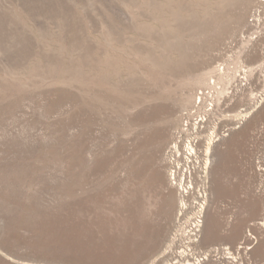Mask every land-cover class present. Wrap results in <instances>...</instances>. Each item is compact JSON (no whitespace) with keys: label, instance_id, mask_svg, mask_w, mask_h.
Here are the masks:
<instances>
[{"label":"rangeland","instance_id":"1","mask_svg":"<svg viewBox=\"0 0 264 264\" xmlns=\"http://www.w3.org/2000/svg\"><path fill=\"white\" fill-rule=\"evenodd\" d=\"M199 255L264 264V0H0V264Z\"/></svg>","mask_w":264,"mask_h":264},{"label":"built area","instance_id":"2","mask_svg":"<svg viewBox=\"0 0 264 264\" xmlns=\"http://www.w3.org/2000/svg\"><path fill=\"white\" fill-rule=\"evenodd\" d=\"M206 256H202V255H199V256H194V258H192V261L189 262L190 264H201L203 262L204 259ZM194 262V263H193Z\"/></svg>","mask_w":264,"mask_h":264},{"label":"bare ground","instance_id":"3","mask_svg":"<svg viewBox=\"0 0 264 264\" xmlns=\"http://www.w3.org/2000/svg\"><path fill=\"white\" fill-rule=\"evenodd\" d=\"M143 251V248H142V250H140V252H142ZM190 264V263H189Z\"/></svg>","mask_w":264,"mask_h":264}]
</instances>
